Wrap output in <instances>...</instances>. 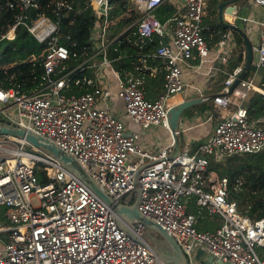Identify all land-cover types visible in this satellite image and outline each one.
Segmentation results:
<instances>
[{
	"label": "built area",
	"instance_id": "2783aa9c",
	"mask_svg": "<svg viewBox=\"0 0 264 264\" xmlns=\"http://www.w3.org/2000/svg\"><path fill=\"white\" fill-rule=\"evenodd\" d=\"M166 1L175 10L160 20L154 10ZM207 1L127 0L140 14L136 37L126 38L135 51L119 56L130 57V65L115 67L118 58L107 53L117 41L108 31L112 0H0V15L7 20L0 23V54L19 42V27L45 45L23 59L40 63V85L24 91L21 82L0 84V120L31 130L74 156L114 200L132 202L138 196L139 212L169 232L190 261L202 246L214 261L264 264L257 250L264 246V218L241 213L230 198L228 177L208 169V155L224 159L264 148V128L248 118L243 104L249 90L262 91L254 74L230 91L242 65L228 73L211 98L232 109L193 152L171 156L173 141L151 152L139 144L138 129L131 128H169L167 111L171 98L187 85L185 69L209 73L214 60H225L231 51L234 41L223 32L209 57L203 33ZM252 1L263 8L258 42L252 47V65L258 68L264 65V0ZM90 9V50L83 46L79 52L78 37L61 31L65 24L81 22ZM155 36L159 43L146 50ZM149 58L159 59L163 69L164 87L154 100L145 97L142 85L151 68ZM40 170L46 182L39 181ZM235 182L234 188L240 183ZM192 197L199 214H217L219 225L196 227V214L187 207ZM0 206V264H166L152 251L142 222L126 223L130 236L113 209L54 155L19 136L0 134Z\"/></svg>",
	"mask_w": 264,
	"mask_h": 264
},
{
	"label": "trees",
	"instance_id": "16d2710c",
	"mask_svg": "<svg viewBox=\"0 0 264 264\" xmlns=\"http://www.w3.org/2000/svg\"><path fill=\"white\" fill-rule=\"evenodd\" d=\"M112 1L114 2V7L110 11V18L123 13L126 8L130 6L127 0ZM216 2L217 0L211 1L210 12L207 18L208 26L215 30L221 28L220 24L215 22ZM174 10L175 7L166 1L154 10V15L160 20H165V18L173 14ZM131 12L132 11L127 12V14H130ZM127 14L124 13V16ZM93 19L94 15L90 9L84 13L81 22L76 21L71 25L65 24L61 31L63 33H69L71 37H78L76 48L79 52L83 46L90 50V43L87 42V33L89 27L93 23ZM116 20L117 18L111 20L110 23H113ZM6 21L4 14L0 15V23H5ZM123 23L124 22H120L116 27L111 28V32L121 29ZM206 29L207 28L203 30L204 35ZM135 31L136 29L134 25L131 26L123 35L116 39L118 43L115 41L109 46L107 51L108 56L111 58H118L113 61L115 67L128 65V62L130 61L129 57L119 58V56L135 51V48L126 41L128 35L134 38L136 37ZM16 32L19 37V42L15 46L6 48L1 52L0 66L14 61H18V63L6 69L0 68V84L8 87L21 82V90L29 91L31 88H35L41 84L38 79L41 65L39 62L32 65L31 62L23 59L32 53L39 52L45 47V45L37 43L35 38L23 28L19 27ZM233 32L239 48H236V50L233 51V59L230 63L231 69L235 65L240 64L244 59L242 53V38L237 32ZM218 37L219 36H217V38ZM159 40L160 38L155 36L151 42L148 41L146 48H151L157 45ZM114 47H116V50ZM252 73L254 74V82L262 91H264V65L258 68H256L255 65H251L246 76ZM11 74H15V76L10 78ZM220 88H222V85ZM262 91L249 90L243 99V104L247 108L248 118L251 120H258L259 125L264 128V92ZM208 159V169L215 170L220 176L225 175L228 177L230 198L236 202L237 209L251 219L264 218V148L258 152L234 154L227 156L224 159H217L212 155H208ZM37 175L40 182H46L47 177L44 171H38ZM236 180H239L240 183L234 188L233 186L234 183L236 184ZM195 208V199L193 198L192 203L188 205V209L195 212ZM3 211L4 207L0 206V221H4V216L2 215ZM257 250L260 256L264 259V246H258Z\"/></svg>",
	"mask_w": 264,
	"mask_h": 264
},
{
	"label": "crops",
	"instance_id": "0c3cea01",
	"mask_svg": "<svg viewBox=\"0 0 264 264\" xmlns=\"http://www.w3.org/2000/svg\"><path fill=\"white\" fill-rule=\"evenodd\" d=\"M211 1L212 0H208L205 5V15L203 18V24L207 28L204 36L209 46V54H210L209 57L210 58L214 57L215 55L214 46L219 38V37L217 38V36H220L223 32H227L230 34V36L234 41V43L232 44L233 47L229 52V54H227L225 60H221L219 58L214 60L213 65L215 68L212 69L209 73L197 72L194 71L193 69H185L184 79L187 82V85L183 91L175 94L171 98L170 104H174L181 100L194 98V97L201 98L202 101L200 103L193 105L182 114L183 125L179 128V135L183 137V140L182 142H180L178 150H174V146H172L170 154L175 155L177 153L193 152L197 144L201 143L202 141L206 140L212 135L214 125L219 120V118L227 115L231 111L232 108H230V110H226L223 109L221 106L215 104L212 101L211 97L220 92L221 85L223 86L225 78L227 77L228 73L232 71L234 67L240 65L243 66L245 60V52H246L243 36L247 37L252 47L258 42L259 24L257 21L261 19L263 12L262 7L256 5L252 0H236L233 3L236 4L237 11H234L232 14L223 12V18L226 21L234 22L238 26L240 31L231 28H224L221 25H220L221 28L215 30L213 28H210L207 24L208 22L207 18L210 12ZM220 1L221 0H217L216 8H215V22L218 24L220 23L217 17V12H218L217 5L218 2ZM129 4L130 6H128L123 13L111 18L109 15L110 20L117 18V20L111 23L108 27L110 37L113 38L117 36V38H119L128 30L130 26L134 25V27L136 28L135 22L140 14L137 10H135L136 6H134L130 2ZM228 8L229 6H227L225 10H227ZM130 11L132 12L130 14H127V12ZM124 13L127 15L124 16ZM120 22H124L122 24L121 29L115 32H111V28L116 27V25L119 24ZM233 31L237 32L242 38V45H243L242 53L244 55V59L240 64L235 65L231 69L230 63L233 59L232 57L233 51L236 50V48L237 49L239 48ZM163 40H167V38L163 37ZM155 46L151 48H146L145 46V49L153 51ZM252 52H253V59H252L253 61L256 56L255 52L253 51V48H252ZM196 61L197 60L194 59L192 62H196ZM130 62H128V65H130ZM147 62L151 66V68L150 69L148 68V70L144 72L142 85L144 88L145 97L147 99L154 100L157 98V96L160 94V92L163 90L164 87L163 69H162L161 61L157 58H149ZM16 63H18V61H14L8 64H3L0 66V68L6 69L9 68L10 66H13ZM152 66L156 67V69H154ZM11 75H15V74H11ZM196 88H199L200 91H197ZM204 96H207V98H205ZM121 105H122L121 101L117 100L116 106L121 107ZM131 128L138 129L139 144L145 147L146 149L150 150L151 152H157L158 150H160V148L163 145L173 141V137L171 135L169 128H167L162 124L151 125L146 129L141 128L137 124H131ZM192 200L190 198L187 204L189 205L190 203H192ZM195 205H196L195 208L196 211L195 212L192 211V212L195 213L197 217V221H196L197 228L213 229L217 225H219L221 218L217 214H213V215H209L206 213L199 214V210L196 202ZM0 235L2 238L4 237L3 233ZM191 262L192 264H229L223 261H214L211 258V256L207 254V252L203 249L202 246H199L195 250Z\"/></svg>",
	"mask_w": 264,
	"mask_h": 264
},
{
	"label": "water",
	"instance_id": "95a60500",
	"mask_svg": "<svg viewBox=\"0 0 264 264\" xmlns=\"http://www.w3.org/2000/svg\"><path fill=\"white\" fill-rule=\"evenodd\" d=\"M236 0H221L218 2L217 8V17L219 23L224 28H231L234 30H239L238 26L234 22L226 21L223 18V12L232 14L234 11H237L236 4L233 3ZM229 6L227 10L225 8ZM245 43V60L242 66V70L238 73L237 77L234 79L230 85L229 90L231 91L241 79H243L250 66L252 65L253 52L250 41L247 37L243 36ZM201 98H188L176 102L169 106L167 111V121L168 127L173 137V146L174 150L179 149V144L182 142L183 137L179 135V128L183 125L182 123V114L192 107L193 105L200 103ZM0 134L14 135L19 136L29 143L41 147L47 152L54 155L60 163L67 167L74 175H76L85 185L92 190L102 201H104L108 206H110L113 211L119 217L118 225L123 228L130 236H133L132 231L127 224H131L134 220L142 222L148 229L154 230L158 236H153L154 244H150L152 251L155 255L166 264H192L188 259L186 254L182 251L181 247L175 240V238L167 232L161 225L155 221L143 216L137 209V198L132 202H122L114 200L106 192H104L90 177V175L85 171L82 165L68 152L58 147L52 141L42 137L31 130H26L23 127L12 126L10 123H6L0 120ZM173 156L174 154H170ZM159 242L166 244V248L159 246Z\"/></svg>",
	"mask_w": 264,
	"mask_h": 264
},
{
	"label": "rangeland",
	"instance_id": "374dc122",
	"mask_svg": "<svg viewBox=\"0 0 264 264\" xmlns=\"http://www.w3.org/2000/svg\"><path fill=\"white\" fill-rule=\"evenodd\" d=\"M204 15H205V13H204ZM34 202H36L35 199H34ZM145 235H146L147 240L150 242V244H154L153 236H158V234L154 230H151V229H148V228L146 230V234ZM159 246H161L163 248L167 247L166 244L163 243V242H159Z\"/></svg>",
	"mask_w": 264,
	"mask_h": 264
}]
</instances>
